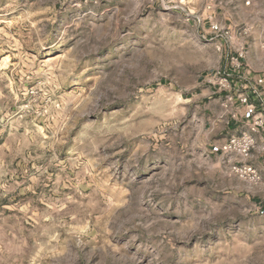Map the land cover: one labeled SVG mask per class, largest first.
<instances>
[{
  "label": "rangeland",
  "instance_id": "1",
  "mask_svg": "<svg viewBox=\"0 0 264 264\" xmlns=\"http://www.w3.org/2000/svg\"><path fill=\"white\" fill-rule=\"evenodd\" d=\"M241 48L264 0H0V264H264L195 96Z\"/></svg>",
  "mask_w": 264,
  "mask_h": 264
},
{
  "label": "built area",
  "instance_id": "2",
  "mask_svg": "<svg viewBox=\"0 0 264 264\" xmlns=\"http://www.w3.org/2000/svg\"><path fill=\"white\" fill-rule=\"evenodd\" d=\"M96 0H87L95 2ZM211 30L216 33L221 28L211 25ZM226 65L202 76V84L211 89V97H220V104L224 116L238 120L239 114L233 110L239 107L250 116L251 134H242L227 140L220 151L229 162L230 171L241 181L250 185H258L261 177L254 167L247 164L253 150L257 147L264 157V138L257 145L251 136L258 133L259 128H264V68L254 72L246 64L243 48L236 57H226ZM257 214L263 216L264 209H258Z\"/></svg>",
  "mask_w": 264,
  "mask_h": 264
},
{
  "label": "crops",
  "instance_id": "3",
  "mask_svg": "<svg viewBox=\"0 0 264 264\" xmlns=\"http://www.w3.org/2000/svg\"><path fill=\"white\" fill-rule=\"evenodd\" d=\"M226 62H224L223 67L226 65ZM246 64L248 65L247 62ZM251 70L258 72L253 68ZM195 96L197 103L203 105L204 115L207 116L206 121L209 125L207 147L210 154L222 156L220 147L227 140L239 137L242 134H251L249 126L251 117L245 114L244 109L240 107L233 109L239 114L238 120L231 119L227 115L222 117L221 98L217 96L211 97V89L203 85L201 81L198 83ZM257 132L251 136L255 139L257 145H259L261 139L264 138V128H259ZM246 163L254 167L261 177V182L255 186L242 181L245 185L244 193H246L247 197L251 198L253 209L257 212L258 209H264V157L258 147L252 151Z\"/></svg>",
  "mask_w": 264,
  "mask_h": 264
}]
</instances>
